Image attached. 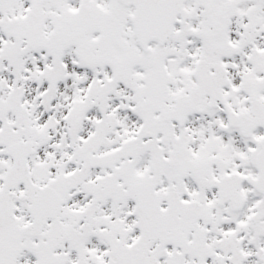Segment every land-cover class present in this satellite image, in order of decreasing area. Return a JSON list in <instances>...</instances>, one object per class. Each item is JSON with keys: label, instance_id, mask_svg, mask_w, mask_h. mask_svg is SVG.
Masks as SVG:
<instances>
[{"label": "snow or ice", "instance_id": "6c2138e0", "mask_svg": "<svg viewBox=\"0 0 264 264\" xmlns=\"http://www.w3.org/2000/svg\"><path fill=\"white\" fill-rule=\"evenodd\" d=\"M0 264H264V0H0Z\"/></svg>", "mask_w": 264, "mask_h": 264}]
</instances>
